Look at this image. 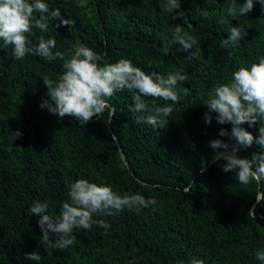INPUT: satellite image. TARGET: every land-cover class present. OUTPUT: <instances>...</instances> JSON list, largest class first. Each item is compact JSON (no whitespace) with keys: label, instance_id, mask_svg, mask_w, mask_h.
I'll use <instances>...</instances> for the list:
<instances>
[{"label":"trees","instance_id":"16d2710c","mask_svg":"<svg viewBox=\"0 0 264 264\" xmlns=\"http://www.w3.org/2000/svg\"><path fill=\"white\" fill-rule=\"evenodd\" d=\"M45 2L72 23L50 25L47 32L34 28L28 34L33 44L41 36L54 38L53 51L64 53L84 44L98 54L101 65L123 58L146 73L166 76L182 70L187 80L175 89L180 100L164 128L136 122L138 114L129 111V91L108 99L114 116L107 110L82 127L71 117L61 119L39 107L47 99L43 79H56L63 62L35 55L19 61L12 46L0 41V264H261L256 254L264 251V200L258 204L256 196L264 195V182L240 185L234 173L221 170L224 162L214 161L209 141L235 144L219 136L221 128L230 133L231 125L217 124L214 118L207 125L203 118L213 89L264 57L261 4L253 0L248 14L220 24L232 0H181L189 21L183 24L182 18L171 19L165 0ZM236 2L239 6L244 0ZM202 10L208 11L207 19ZM176 24L197 38L194 49L185 51L173 42ZM232 26L246 35L239 45L221 49ZM165 44L168 55L160 51ZM145 99L150 106L165 103ZM259 126L242 125L253 135ZM11 130L22 133L13 142ZM258 151L253 145L237 155L251 159ZM77 179L111 186L121 195L154 198L155 210L125 209L94 217L111 227L76 230L74 244L63 251L51 244L44 248L39 217L29 209L36 201H48L49 214L58 215ZM254 206L255 218L248 214ZM30 252L40 260L26 259Z\"/></svg>","mask_w":264,"mask_h":264},{"label":"clouds","instance_id":"9594fccd","mask_svg":"<svg viewBox=\"0 0 264 264\" xmlns=\"http://www.w3.org/2000/svg\"><path fill=\"white\" fill-rule=\"evenodd\" d=\"M264 10V0H257ZM164 8L171 19L182 18L183 24L189 23L185 11L181 10V0H165ZM253 9V0H244L237 6L236 0L222 13L218 23H229L228 18L245 16ZM200 15L208 18L207 10ZM57 23L53 25V22ZM72 21L65 19L58 8H51L45 0H0V41L4 45H11L13 58L23 61L28 55H35L47 61L60 60L64 71L56 79L44 78L47 88V99L42 100L39 107L64 119L71 117L84 127L93 117L100 119L107 110L115 115V109L108 104V99L118 92L133 93V104L129 111L136 115L137 123H145L152 128H164L168 118L174 111V105L179 103L180 95L175 90L179 83L187 80L182 70L169 72L166 76L159 73H146L128 59H120L114 63L101 65L98 54L84 44H77L67 53L56 48L54 38L40 37L37 44H33L29 35L33 29L47 32L49 26L69 27ZM183 24L175 25L174 43L185 51L194 49L198 44L195 36L184 31ZM246 32L238 26H232L226 39L220 42L221 49L228 50L239 45ZM160 51L168 55L169 47L164 45ZM192 51L190 56H195ZM187 93V89H185ZM162 100L164 105L146 102L145 98ZM170 102V103H169ZM208 111L204 113V122L211 125L213 118L217 124L231 125L230 133L221 128L219 136H228L235 140V144L214 139L209 141L213 150L214 161L222 160L221 170L234 173L240 185L248 186L253 183L260 185L264 182V57L250 67H240L232 73L228 83L216 86L209 94L205 103ZM212 113H215L213 117ZM110 122V121H109ZM249 128L260 125L258 133L253 135L242 125ZM22 133L11 130L10 140L13 142ZM253 145L259 151L253 153L252 158H241L237 153ZM224 149V151H219ZM189 192L190 189H185ZM69 202L62 204L58 215L49 214L48 201H36L29 211L39 217L37 225L41 230L40 242L44 248L49 244L54 249L66 250L76 240L74 232L78 229L91 230L93 225L102 229H109L111 225L100 216H112L125 209L140 211L151 208L155 210L157 201L145 198L141 194H119L111 186L91 183L87 179H77L68 190ZM257 203L264 200V195L257 194ZM255 206L248 210V214L255 218ZM53 234V235H50ZM30 261H39L36 252L25 254ZM256 258L264 264V251L256 254ZM133 264V262H129ZM191 264H203L202 260H193Z\"/></svg>","mask_w":264,"mask_h":264}]
</instances>
